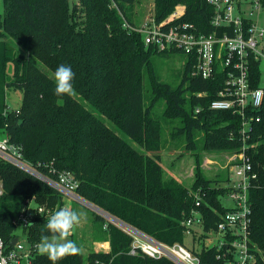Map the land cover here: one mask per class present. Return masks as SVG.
<instances>
[{
  "label": "trees",
  "instance_id": "1",
  "mask_svg": "<svg viewBox=\"0 0 264 264\" xmlns=\"http://www.w3.org/2000/svg\"><path fill=\"white\" fill-rule=\"evenodd\" d=\"M114 1L118 7L112 6V0H3L0 132L21 144L25 158L43 172L53 177L56 172H71L77 181L75 192L95 207L161 241L187 245L200 256V264H225V256L217 257L222 250L205 246L204 233L201 247L194 246L197 237L186 242L182 224L199 191L205 230L216 228L228 210L221 197L227 191L222 183L229 173L225 170L212 179L202 167L203 155L233 152L241 146L238 115L210 107L223 87V74L208 79L193 76L194 61L185 55L180 82L173 86L163 81L154 57L173 53L146 45L141 33L124 26V18L132 23L142 19H135L134 14L136 4L143 0ZM153 1L158 18L182 4V20L202 32L215 29L211 24L214 9L207 0ZM34 59L53 74L61 64L70 66L76 95L57 97L54 76ZM250 73L252 85L260 86L258 61L251 62ZM11 89L23 94L21 105L14 110L7 103ZM161 100L165 107L155 114L154 106ZM258 113L262 120L252 132L254 142L264 141V104ZM167 128L171 142L195 157L190 186L165 173L160 151L169 141ZM257 146V152L251 150L255 165H264V142ZM261 177V185L250 190V236L260 251L255 250L257 264H264V172ZM0 182V236L8 248L17 236L14 218L27 198L34 196L39 204H65L58 190L2 160ZM94 219L110 249L91 250L86 257L80 250L57 264H176L166 257L130 254L132 238L127 233L111 222L104 228L107 221L99 214ZM47 221L36 216L27 230L30 242L39 243L43 235H50ZM33 264L52 262L36 251Z\"/></svg>",
  "mask_w": 264,
  "mask_h": 264
},
{
  "label": "built area",
  "instance_id": "2",
  "mask_svg": "<svg viewBox=\"0 0 264 264\" xmlns=\"http://www.w3.org/2000/svg\"><path fill=\"white\" fill-rule=\"evenodd\" d=\"M207 2L214 9L211 24L215 29L209 33L202 32L192 22L182 20L185 13V5L182 4L177 5L166 17L158 18L153 3L148 13L138 23L129 22L124 18V26L141 33L145 44L159 51L184 53L194 61L191 71L193 76L208 79L222 72L223 87L218 92V97L210 103V107L231 110L238 115L241 146L236 151L226 152L227 167L230 171L228 180L222 183L227 187L223 196L231 198L235 205L228 207L216 228L205 230L203 214L199 209L203 197L199 191L196 194L194 208L183 219L182 224L187 237L191 239L197 237L194 241L195 247L200 241L208 240L209 243H204L205 246H215L222 250L217 257L225 256V264H257L255 250L258 248L256 244H251L250 236L252 221L250 190L261 185L264 165H255L251 150L257 149V145L264 142L252 140L254 127L262 120L258 112L264 104V86L252 85L250 69L253 60L261 64L264 59V27L259 26L257 20L247 16L242 4L252 3L253 15L256 11L262 10L264 3L263 0H207ZM112 6L118 7L114 0ZM0 160L44 181L58 190L65 200V204L59 207L39 204L34 196L27 198L24 208L14 218V223L23 229V237L17 235L15 238L18 241L14 243V238L12 247L8 248L0 236V264H33L38 243L29 241L27 230L31 226L29 223L33 224L37 215L48 219L59 208H69L66 200H77L85 205L88 203L95 206L75 192L77 181L71 172H56L53 169L51 172H56L57 177L43 172L25 158L23 146L13 141L7 134L0 138ZM2 192L1 185L0 195ZM95 208L107 221L104 228L111 222L132 238L130 254L142 252L155 259L166 257L176 264L201 263L200 256L187 245L161 241L138 227ZM203 233L204 239L200 240Z\"/></svg>",
  "mask_w": 264,
  "mask_h": 264
},
{
  "label": "rangeland",
  "instance_id": "3",
  "mask_svg": "<svg viewBox=\"0 0 264 264\" xmlns=\"http://www.w3.org/2000/svg\"><path fill=\"white\" fill-rule=\"evenodd\" d=\"M153 0H143L136 4L134 18L138 20L145 16L149 9L153 6ZM243 10L247 16L252 17L254 20L258 21V25L264 27V7L259 12L256 11L253 15L251 14V10L253 8L252 3H243ZM4 12L3 0H0V14ZM155 64L156 67L161 74V78L163 81H166L173 86L177 85L180 82V73L183 70L184 62H185V54L181 52H176L170 54L169 56H155ZM42 69L49 73V75L54 76V74L46 68L41 62L37 59H34ZM260 69L262 72L261 75V85H264V59L261 61ZM9 72H12V65H9ZM23 98V94L21 90L11 89L7 92V103L10 109H18L21 105ZM90 109V106H88ZM165 107V102L163 100L159 101L154 106L155 114L161 113L163 108ZM94 110V109H93ZM95 111V110H94ZM96 112V111H95ZM98 116V112H96ZM105 123L115 129L118 133L123 134L121 130L117 128L115 124H113L109 119L104 118ZM125 136V135H124ZM166 136L169 139L166 147L160 151L162 156V165L164 167L165 173L167 176H175L178 180L184 182L186 185L190 186L194 180V167H195V157L191 154L190 151H186L183 149L181 145H176L171 142L169 135V128L166 129ZM4 134L0 132V138H3ZM131 141V140H130ZM134 146L139 147L137 143L132 142ZM202 167L206 173V175L210 178H216L218 173L221 174L223 171H227L229 173V169L227 167L228 158L226 157V153H210L202 156ZM1 188V182H0ZM221 200L226 207H233L235 205L234 201L227 197L222 196ZM66 205L69 209L77 211L81 214V223L80 225L74 229L73 234L69 237V239L75 241L78 246H80L81 251L85 255H88L91 250H103L104 248V232L99 228V222L95 221V215L99 214L103 216L100 211H98L95 207L89 205L88 203L83 204L80 201L74 200L69 201L66 200ZM105 218V217H104ZM97 222V223H96ZM98 225V228H97ZM16 235L23 237V229L18 227L16 229ZM25 239V237H24ZM191 241V237H187V241ZM26 242V241H25ZM205 244H208L209 241L205 240ZM27 245L28 242H26ZM201 243H197V247H201Z\"/></svg>",
  "mask_w": 264,
  "mask_h": 264
},
{
  "label": "clouds",
  "instance_id": "4",
  "mask_svg": "<svg viewBox=\"0 0 264 264\" xmlns=\"http://www.w3.org/2000/svg\"><path fill=\"white\" fill-rule=\"evenodd\" d=\"M75 73L68 65H59L54 72L55 89L57 97L76 95L73 87ZM81 223V214L69 208H59L49 218L46 229L50 235H43L37 244V251L46 255L52 264L69 255H76L80 252L77 243L69 237L75 228ZM31 225V223H29Z\"/></svg>",
  "mask_w": 264,
  "mask_h": 264
},
{
  "label": "crops",
  "instance_id": "5",
  "mask_svg": "<svg viewBox=\"0 0 264 264\" xmlns=\"http://www.w3.org/2000/svg\"><path fill=\"white\" fill-rule=\"evenodd\" d=\"M103 242H104V248H103V250H109L110 249V243H109V241L106 240V241H103Z\"/></svg>",
  "mask_w": 264,
  "mask_h": 264
},
{
  "label": "water",
  "instance_id": "6",
  "mask_svg": "<svg viewBox=\"0 0 264 264\" xmlns=\"http://www.w3.org/2000/svg\"><path fill=\"white\" fill-rule=\"evenodd\" d=\"M17 241H18L17 238H15L14 243L17 242Z\"/></svg>",
  "mask_w": 264,
  "mask_h": 264
}]
</instances>
